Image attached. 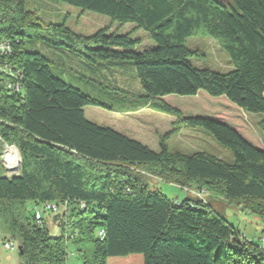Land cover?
<instances>
[{
    "label": "trees",
    "instance_id": "16d2710c",
    "mask_svg": "<svg viewBox=\"0 0 264 264\" xmlns=\"http://www.w3.org/2000/svg\"><path fill=\"white\" fill-rule=\"evenodd\" d=\"M58 1L121 27L134 24L156 47L137 51L140 40L107 28L77 35L66 24H43L26 0H0V42L11 43V53L0 58V139L21 159L17 177L0 174V235L22 247L21 264H71L73 257L82 264H264V231L261 245L244 239L206 201L170 200L147 179L219 192L264 224V144L243 116L264 115V0ZM200 36L218 42L233 71L188 62L197 53L186 41ZM26 39L89 62H132L144 99L161 101L162 111L184 127L209 133L234 163L203 152H170L165 141L174 132L162 137L156 152L90 122L85 107L112 108L56 78L51 61L28 51ZM5 66L20 74L19 92L8 89L13 79ZM171 96L198 97L205 109L207 102H221L223 110L184 117L168 102ZM52 204H67L55 215L57 234L46 223ZM36 210L44 212L42 220Z\"/></svg>",
    "mask_w": 264,
    "mask_h": 264
},
{
    "label": "rangeland",
    "instance_id": "374dc122",
    "mask_svg": "<svg viewBox=\"0 0 264 264\" xmlns=\"http://www.w3.org/2000/svg\"><path fill=\"white\" fill-rule=\"evenodd\" d=\"M26 9L34 13L43 24H66L77 35L91 37L107 28L121 35L131 34L133 39L140 40L141 44L137 46V51L156 47L149 35L144 30H136L134 24L121 27L118 23H113L109 17L84 12L58 0H26ZM25 42L28 51L41 53L51 61V70L56 78L62 79L68 85L112 108V111H109L100 107H85V117L90 122L116 130L156 152L160 151L162 137L174 132L165 141L170 152L186 155L203 152L229 164L234 163L231 152L219 145L209 133L201 129L184 127L175 116L162 111L161 101L144 99L145 94L137 81L132 62L114 60L89 62L82 59L79 53L65 48H54L43 41L26 39ZM186 45L190 51L197 53L188 58V62L195 68L220 74L234 70L229 55L215 39L203 36L191 37L187 39ZM170 98L168 102L175 104L184 117H210L216 112H222L221 105H224L221 102H218V105L207 102L205 109L202 99L198 100V97L171 96ZM243 116L257 136L258 142L264 144V115L243 113ZM251 141L253 142L252 139ZM7 146L5 142H0V174L4 176H9L8 167L2 159L8 151ZM147 179L151 190H158L170 200L183 201L188 196L206 201L241 231L244 239L253 240L261 245L258 238L264 231L261 220L249 215L241 207L228 203L221 193L200 188L198 185L180 186L164 183L153 177ZM46 223L50 232L58 231L60 222L55 219V215H47ZM0 239V264H21L18 249L6 251L3 247L4 241L10 237L0 235ZM14 243L19 247L16 241ZM69 250L70 252L73 250L71 244ZM70 263L82 264L76 257H73Z\"/></svg>",
    "mask_w": 264,
    "mask_h": 264
},
{
    "label": "built area",
    "instance_id": "2783aa9c",
    "mask_svg": "<svg viewBox=\"0 0 264 264\" xmlns=\"http://www.w3.org/2000/svg\"><path fill=\"white\" fill-rule=\"evenodd\" d=\"M10 53H11V43L8 41L0 42V58L8 55ZM3 69L4 68L2 67V65H0V73H2L4 71ZM7 69L8 70L5 71V74L9 75L13 79L12 81H8V83H7L8 89H10L14 92H19L22 88L21 84L19 83L20 74L19 73L13 74L9 68H7ZM0 142L2 143L3 141L0 139ZM3 158H4V156H2V159ZM46 210L51 211L52 214H54V215L62 216L67 211V204H65L64 206H58L55 204L47 205ZM43 216H44V212H42L40 210H36V218L38 220H42ZM3 247L6 251H14V250L18 249V247L15 245L14 241L11 239L5 240Z\"/></svg>",
    "mask_w": 264,
    "mask_h": 264
},
{
    "label": "bare ground",
    "instance_id": "6f19581e",
    "mask_svg": "<svg viewBox=\"0 0 264 264\" xmlns=\"http://www.w3.org/2000/svg\"><path fill=\"white\" fill-rule=\"evenodd\" d=\"M6 148L8 149V151L4 155L3 160L11 172L12 170H16L20 157L18 151L15 148H11L8 146Z\"/></svg>",
    "mask_w": 264,
    "mask_h": 264
},
{
    "label": "water",
    "instance_id": "95a60500",
    "mask_svg": "<svg viewBox=\"0 0 264 264\" xmlns=\"http://www.w3.org/2000/svg\"><path fill=\"white\" fill-rule=\"evenodd\" d=\"M20 162H21V159L19 158V162H18V166H17L16 170H12L10 172V170L8 169L9 170V176H5V178H15V177H17L19 175L18 172L20 171ZM18 252H19L20 255H22V247L21 246L18 247Z\"/></svg>",
    "mask_w": 264,
    "mask_h": 264
},
{
    "label": "crops",
    "instance_id": "0c3cea01",
    "mask_svg": "<svg viewBox=\"0 0 264 264\" xmlns=\"http://www.w3.org/2000/svg\"><path fill=\"white\" fill-rule=\"evenodd\" d=\"M57 233H59V228H58V231H56V232H53V234H57Z\"/></svg>",
    "mask_w": 264,
    "mask_h": 264
}]
</instances>
